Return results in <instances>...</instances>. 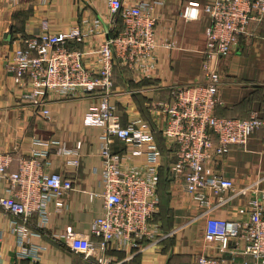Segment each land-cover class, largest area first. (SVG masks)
<instances>
[{"label": "built area", "instance_id": "built-area-1", "mask_svg": "<svg viewBox=\"0 0 264 264\" xmlns=\"http://www.w3.org/2000/svg\"><path fill=\"white\" fill-rule=\"evenodd\" d=\"M103 1L110 22L107 36L99 27L105 15H99L90 26L83 21V28L74 26L55 33L44 30L19 39L20 45L4 64L6 73L16 81L17 99L42 119L50 116L46 104L51 99L97 96V109L85 112L81 122L101 128L105 138L99 145L98 171H93L99 175L102 189L88 192L90 200H101L102 211L83 236L46 230L48 204L53 201L56 209H62L66 195L73 189L70 180L50 170L52 156L63 158L65 165L76 166L80 141L68 146L58 139L35 137L26 156L18 148L0 151V181L5 182L0 208L9 217L8 232L16 242V255L39 260L45 246L32 238L45 235L85 258L99 254L96 264H123L127 257L113 260L104 254L106 249L132 254L143 251L185 224L202 219V251L193 264H222L224 254L232 258L250 256L252 264H264V188L259 185L264 177L237 185L214 169L215 161L231 146H245L251 134L264 125L255 111L246 118L215 113L221 103L217 60L230 53L241 37L252 35L250 24L262 20L264 0H214L201 8L178 0L183 19H197L203 12L209 24L199 66L201 79L170 86L168 99L154 103L151 109L164 118L158 131L173 151L168 174L183 181L185 192L200 209L192 219L167 232H162L153 220L158 213L156 188L162 157L154 139L156 129L139 117L122 124L116 105L109 100L115 94L114 67L142 75L156 50L171 46L155 37V9L164 0ZM118 19L121 28L116 31ZM100 34L105 38L86 49L69 46ZM115 140L122 144L121 153L112 149ZM137 156L142 158L134 159ZM14 163L15 170H11ZM238 196L245 197L235 207L236 216L215 215L218 208ZM90 237L97 238V242ZM209 248L215 253H203Z\"/></svg>", "mask_w": 264, "mask_h": 264}, {"label": "crops", "instance_id": "crops-1", "mask_svg": "<svg viewBox=\"0 0 264 264\" xmlns=\"http://www.w3.org/2000/svg\"><path fill=\"white\" fill-rule=\"evenodd\" d=\"M213 1L184 0L199 8ZM180 11L178 0H164L155 9L158 17L155 37L159 42L171 43V46L159 47L142 75L118 66L113 71L115 94L109 100L116 105L122 124L139 117L158 131L164 118L152 113L153 104L168 99L170 86L201 79L199 66L203 59L204 32L209 17L201 12L197 19L185 20ZM99 15H105L99 27L107 36L110 22L103 0H0V151L18 148L26 156L34 146L32 140L35 137L58 139L68 146H74L77 141L81 143L76 166L65 165L63 158L52 156L50 170L70 180L73 189L66 195L62 209H56L53 201L48 204V233L87 235L92 220L102 211L101 200H90L88 192L102 189L100 177L93 171H98L99 145L105 138L101 128L85 126L81 122L85 112L97 109L99 98L51 99L46 104L50 116L47 120L42 119L17 99L16 81L6 73L4 64L20 45L17 43L19 39L44 30L55 33L74 26L83 28V21L90 26ZM250 31L251 36L241 37L230 53L217 60L221 75L218 91L221 103L215 108V113L219 116L242 118L255 111L264 120V16L261 21L250 24ZM103 38L102 34L92 35L83 42L71 45L83 50ZM112 149L121 153L123 147L115 140ZM141 158L137 156L134 159ZM170 163L166 154L162 155L160 167L164 168L167 189L162 196V210L156 221L162 232L177 228L200 211L185 192L183 181L168 174ZM15 167L14 163L11 170ZM214 169L233 179L237 185L264 177V125L251 134L245 146H231L215 161ZM259 185L264 188V178ZM4 188L5 182L0 181V194L5 192ZM244 197L238 196L229 201L226 206L218 208L215 215L236 216L235 207L244 202ZM202 227L203 220L198 219L143 251L132 254L133 251L107 248L104 254L113 260L127 257L123 264H193L197 253L202 251ZM8 230L9 217L0 208V264H96L98 260L99 254L85 258L45 235L32 238L45 246L39 260L21 258L16 255V242ZM90 238L93 243L97 242V238ZM129 253L131 255L127 256ZM203 253L213 254L215 251L209 248ZM252 263L250 256L232 258L228 254L223 255L222 264Z\"/></svg>", "mask_w": 264, "mask_h": 264}, {"label": "trees", "instance_id": "trees-1", "mask_svg": "<svg viewBox=\"0 0 264 264\" xmlns=\"http://www.w3.org/2000/svg\"><path fill=\"white\" fill-rule=\"evenodd\" d=\"M117 27L119 29L121 28V24L119 22V19L117 20ZM69 46L72 47V48H78V47H73L71 44ZM115 69H116V67H114L113 71ZM121 69H125V68L121 67ZM112 74H113V72H112ZM169 93H170V90H169ZM231 118H233V117H231ZM242 118H246V117H242ZM154 139H155V143H156L161 155L166 154V156L168 157L170 162H172L174 160L173 151L165 145L164 139H163L160 131H155ZM166 189H167V184H166V180H165V177H164V168L159 167L158 175H157V188H156V192H157V195H158L159 203H158V213L155 214L154 217H153L154 221L158 220L159 212L161 213V210H162L161 206H162V202H163L162 196H163V194H165V190Z\"/></svg>", "mask_w": 264, "mask_h": 264}]
</instances>
